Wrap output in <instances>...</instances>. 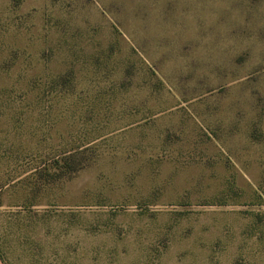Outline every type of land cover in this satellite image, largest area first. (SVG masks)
Instances as JSON below:
<instances>
[{
    "label": "rangeland",
    "instance_id": "374dc122",
    "mask_svg": "<svg viewBox=\"0 0 264 264\" xmlns=\"http://www.w3.org/2000/svg\"><path fill=\"white\" fill-rule=\"evenodd\" d=\"M0 264H264V0H0Z\"/></svg>",
    "mask_w": 264,
    "mask_h": 264
},
{
    "label": "trees",
    "instance_id": "16d2710c",
    "mask_svg": "<svg viewBox=\"0 0 264 264\" xmlns=\"http://www.w3.org/2000/svg\"><path fill=\"white\" fill-rule=\"evenodd\" d=\"M79 155L80 153H74L69 155L68 157H65L66 163L63 165L61 170L64 176H67L68 180L87 166L84 159H74L75 157H79Z\"/></svg>",
    "mask_w": 264,
    "mask_h": 264
}]
</instances>
